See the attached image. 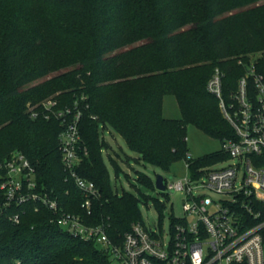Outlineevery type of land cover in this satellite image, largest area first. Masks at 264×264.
I'll return each mask as SVG.
<instances>
[{
	"label": "trees",
	"instance_id": "obj_1",
	"mask_svg": "<svg viewBox=\"0 0 264 264\" xmlns=\"http://www.w3.org/2000/svg\"><path fill=\"white\" fill-rule=\"evenodd\" d=\"M258 2L205 0L199 21L191 0H0V182L3 161L21 151L36 167L39 189L91 223H104L110 238L121 242L143 219L138 198L113 187L103 154L109 143L101 131L115 130L140 159L165 170L181 159L194 170L227 159L222 149L193 157L186 129L193 123L221 142L236 137L207 84L221 68L230 99L256 50L263 51L256 66L264 74V2ZM58 89L62 105L77 102L83 111L88 153L78 172L101 191L88 215L63 164L62 120L34 118L29 111ZM167 94L175 95L180 118L164 116ZM256 159L264 164V152ZM138 178L153 183L147 174ZM5 200L0 189V264H109L105 249L51 221L47 207L28 202L7 208ZM17 211L19 222L9 217Z\"/></svg>",
	"mask_w": 264,
	"mask_h": 264
},
{
	"label": "built area",
	"instance_id": "obj_2",
	"mask_svg": "<svg viewBox=\"0 0 264 264\" xmlns=\"http://www.w3.org/2000/svg\"><path fill=\"white\" fill-rule=\"evenodd\" d=\"M256 58L251 57L246 64V72L230 99L223 91L224 72L216 67L212 73L208 89L218 97L236 134L235 138L222 141L221 149L229 156L217 162H231L219 168L209 164L194 170L191 162L184 159L185 174L172 181L164 178L162 191L175 190L184 196V214L174 216L169 232L160 225L139 221L132 224L121 242H115L104 223H91L83 214L65 209L57 197L39 189L36 167L21 151L12 153L1 164L6 170L0 182L6 197L4 207L28 202H33L36 209L47 207L54 213L51 221L71 235L105 249L109 264H264V164L256 159L264 152V74L257 70ZM61 103L59 97L53 96L30 104L29 111L34 118L44 114L62 120L63 164L67 177L82 192L81 206L88 215L101 191L95 181L78 172L88 153L80 129L83 111L77 102L75 106ZM204 189L221 198L215 199L202 192ZM9 217L19 222L21 213L17 211Z\"/></svg>",
	"mask_w": 264,
	"mask_h": 264
},
{
	"label": "rangeland",
	"instance_id": "obj_3",
	"mask_svg": "<svg viewBox=\"0 0 264 264\" xmlns=\"http://www.w3.org/2000/svg\"><path fill=\"white\" fill-rule=\"evenodd\" d=\"M65 1V2H64ZM71 0H62L63 3H68ZM264 0H260L258 3H263ZM191 7L193 11H198L199 21L203 20L205 13V0H191ZM247 7L241 8V10ZM233 10L232 12H234ZM237 11V10H236ZM232 12H228V15ZM195 21L187 23L186 27L193 26ZM141 41H137L132 45L139 44ZM262 50L253 51L249 57H257L262 55ZM65 71H53L51 75L46 78L53 77L54 75ZM43 80L39 79V81ZM61 91L58 89L46 96L42 101L47 98L57 96ZM41 101V102H42ZM163 114L168 118H180L182 113L179 107L178 101L173 94H167L164 97ZM187 143L190 153L193 157H201L205 154H209L213 151L221 149L222 142L220 139L215 138L202 129L198 128L195 124H187ZM101 133L104 134L108 144V150L104 146L103 154L104 160L110 172L111 181L114 189L118 190L120 194L127 192L132 193L139 200V207L141 210V217L147 225L162 226L166 232L170 231L172 221L175 217H181L184 214L183 200L184 196L181 192L171 190L168 191L159 190L156 187V178L158 174L164 176L165 179L172 181L187 172L184 159L175 162L169 170H165L159 166L153 165L149 162L140 159L135 150L129 147L125 139L118 134L115 130L106 127ZM110 153L113 158L109 156ZM120 154V157L118 156ZM231 162V159L225 162H215L212 164L213 168L227 166ZM119 165V172L116 170V165ZM140 173L147 174L153 183L150 181L139 180ZM202 192L213 196L219 200L220 194L214 193L208 189L202 190Z\"/></svg>",
	"mask_w": 264,
	"mask_h": 264
},
{
	"label": "water",
	"instance_id": "obj_4",
	"mask_svg": "<svg viewBox=\"0 0 264 264\" xmlns=\"http://www.w3.org/2000/svg\"><path fill=\"white\" fill-rule=\"evenodd\" d=\"M156 187L159 189V190H164L165 189V184H164V176L161 175V174H158L157 175V178H156Z\"/></svg>",
	"mask_w": 264,
	"mask_h": 264
}]
</instances>
